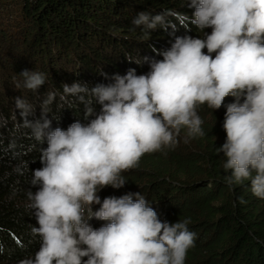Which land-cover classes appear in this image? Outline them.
I'll list each match as a JSON object with an SVG mask.
<instances>
[{
  "label": "clouds",
  "instance_id": "1",
  "mask_svg": "<svg viewBox=\"0 0 264 264\" xmlns=\"http://www.w3.org/2000/svg\"><path fill=\"white\" fill-rule=\"evenodd\" d=\"M188 7L194 12L185 19L204 38L177 36L169 49L158 52L161 60L144 58L147 73L129 69L114 75V83L92 88L63 85L62 101L94 99L85 105L87 123L53 129L47 113L54 92L36 120L29 119L33 106L15 98L23 126L37 142L48 144L31 181L38 190L26 193L40 246L18 264H185L196 238L190 219L162 221L140 192L102 202L97 192L124 187L121 173L137 167L145 154L174 149L182 129H187L184 143L203 136L197 109L204 104L219 109L229 95L234 101L225 112L226 140L216 148L224 157L225 183L248 181L253 195L264 200V0H189ZM165 15L142 11L132 23L155 30L164 26ZM19 74L26 89L38 91L45 83L40 72ZM16 171L23 174L19 167Z\"/></svg>",
  "mask_w": 264,
  "mask_h": 264
},
{
  "label": "trees",
  "instance_id": "2",
  "mask_svg": "<svg viewBox=\"0 0 264 264\" xmlns=\"http://www.w3.org/2000/svg\"><path fill=\"white\" fill-rule=\"evenodd\" d=\"M188 3L0 0V56H6L0 57V264H18L40 246V238L32 233V227L39 225L27 207L26 193L38 190L31 181L34 170L42 167L41 149L48 144L37 142L31 129L23 126L15 98L33 106L29 119L36 120L48 93L54 92L47 113L53 129L67 130L77 120L87 123L85 105L90 100L95 104L94 99L86 95L81 102L67 96L62 101L63 85L80 82L92 88L114 83V75L123 76L129 69L137 75L147 73L149 63L144 58L161 60L158 52L169 49L177 36L204 38L185 19L194 12ZM142 11L152 16L167 13L164 26L155 30L135 26L132 21ZM203 51L207 54L206 48ZM24 69L44 75L38 91L24 88L19 74ZM233 101L231 95L225 97L216 110L201 105L197 112L203 120V136L184 143L187 129H182L174 149L145 154L137 167L122 172L124 187L108 186L97 192L101 202L105 197L140 192L162 221L190 219L188 227L196 238L185 264H264V200L253 195L248 181L226 184L224 157L216 152L226 140L223 122Z\"/></svg>",
  "mask_w": 264,
  "mask_h": 264
},
{
  "label": "rangeland",
  "instance_id": "3",
  "mask_svg": "<svg viewBox=\"0 0 264 264\" xmlns=\"http://www.w3.org/2000/svg\"><path fill=\"white\" fill-rule=\"evenodd\" d=\"M0 57H4L5 58L6 56H4V53H2V55Z\"/></svg>",
  "mask_w": 264,
  "mask_h": 264
}]
</instances>
